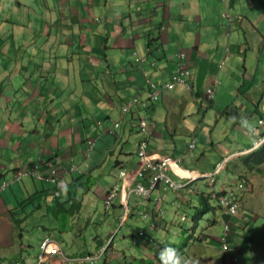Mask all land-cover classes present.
<instances>
[{
    "label": "crops",
    "instance_id": "obj_1",
    "mask_svg": "<svg viewBox=\"0 0 264 264\" xmlns=\"http://www.w3.org/2000/svg\"><path fill=\"white\" fill-rule=\"evenodd\" d=\"M36 1L41 0H34ZM43 2L47 7L45 14L51 24L45 28L38 26L40 19L36 18L34 24L23 25L24 28L29 27L30 32L27 33L32 36V45H36L39 37L45 38V43L39 52L28 51L29 46L24 45L22 41L21 47L25 54L23 59L25 61L29 55L30 67H34L35 71L23 66V71L20 72L25 75V81L23 84L19 82V89L17 88L19 91L12 86L13 92L17 94L14 98H9L7 92L2 94L0 90L2 179L11 180L18 168L26 169L39 159H44L47 163L42 162L43 171L53 163L67 179L68 188L62 191V195L65 198L69 196L70 199L84 195L83 191L90 187L89 177L106 176L101 165L104 159H109L110 154L117 156L116 166L118 163L125 166L126 163L121 162L124 159L119 155L126 156L131 161L127 166L131 164L135 174L138 169L143 168V162L135 158L127 142L123 143L122 140L125 131L132 132L131 130L136 127L134 124L136 118L134 116L128 118L120 139L111 135L109 130L113 121L120 120L124 102L131 97H146L149 89L146 79L158 86L171 81L173 74L181 68L177 64V58L172 59V57L181 50L190 56L189 65L193 72L194 89L190 93L183 85H177L173 90H166L160 101L152 105L150 112H154L158 121L152 120L153 138L150 147L160 159L186 155L188 148L179 150L178 143L183 145L186 133L195 140L200 134V128L205 125L213 102L212 100L209 107L205 94L218 79L214 78L216 73L213 64L221 62L223 58H227L228 62L235 55L239 58L235 57L234 63L241 64V56L245 49L250 57L249 60L253 62L254 54L259 49L260 59L257 67L254 65V68L259 70L260 76L264 79V70L261 69L264 59V19L262 22L259 21L260 16L264 18V0H232L229 11L221 0H101L100 2L43 0ZM152 2L157 3L158 10L150 11ZM98 3L99 8L96 7ZM123 7L128 12L124 13ZM100 17H104L103 22H99ZM229 17L235 22H231ZM224 40L228 41L226 49ZM230 42H233V45H229ZM158 46L161 47L162 52L157 50ZM15 47L16 44L11 43L9 51L5 46L3 53L11 54ZM16 50H19V47ZM136 52L141 62L136 60L134 55ZM115 57L116 59L112 61ZM223 63L225 66L224 61ZM247 65L248 59L244 67L249 73L250 67ZM26 68L28 69L25 70ZM112 69L116 72L113 73ZM104 72L110 75V80L99 79L98 74ZM222 74H226L228 81L233 79L231 72H222ZM94 75L99 82H95ZM254 75L253 88L258 82L257 74ZM9 78H12L11 73L0 72V88L5 79ZM70 79L74 81L71 82ZM244 79L247 81L246 77ZM73 84L76 88L70 89V85ZM79 84L82 87L81 92L77 91ZM259 86L264 91V80ZM62 87L70 92V98L60 99L57 90ZM22 92V103H26L19 114L18 96ZM249 101L251 105L243 109L245 112L243 121L250 116L249 111L253 109L261 111L264 99L259 101L252 98ZM10 102L16 104L12 109ZM24 108L29 109L31 114L27 123L22 117ZM8 110L12 111L8 113ZM200 113H204L203 124L199 122ZM217 126L219 131L224 127L225 133L222 139L221 133L219 135H216V132L212 133V143L215 147L217 146L215 139H221L218 142L220 149L217 152L218 161L223 156L231 154V148H227L222 142L236 146V152H241L251 145V139L246 134L249 127L245 124L242 127L236 122L226 120L218 121ZM162 131L169 134V139L164 137ZM242 135L245 137L244 146H241L237 140ZM112 136L116 144H111ZM90 139H94L96 148L88 156ZM137 139L140 142L141 134ZM98 143L100 146L97 145ZM201 159L202 157L198 158ZM216 164L217 161L213 166L215 167ZM75 167H79L80 171H74ZM76 173H79L80 177H77ZM82 175L86 178L80 179ZM252 176L253 174H249L248 178ZM118 181L111 185L105 179V189L102 188L101 183L94 184L83 199L89 205H92L93 200L101 203L106 193L118 184ZM36 183L37 187L42 189L41 195L44 196L47 186L38 181ZM254 184L255 191L259 194L253 191V194L248 195V200L255 199L257 205L251 207L248 204V206L251 210L264 214V176L257 177ZM33 189L32 180L27 178L24 180V185L17 182L0 193V252L5 250L7 255L4 264H18V262L25 264V258L18 259L19 254L23 255L22 249L25 248L16 241L17 227L13 223L18 220L16 215L27 211V205L31 203L26 202L27 192ZM118 193L124 194V191L120 190ZM19 197L24 198L25 204ZM149 206L153 207L152 204ZM19 207L21 209L17 211ZM35 213V210L29 212L33 216ZM25 219L28 217L26 216ZM235 222L236 225L239 224L237 220ZM160 223L163 226L165 221ZM234 229L237 231L236 227ZM43 230L46 231L47 227L44 226ZM23 237L24 234H21L22 239ZM243 242L246 244L247 240ZM260 248L262 250L260 252L264 254V246ZM256 251L248 252L245 256L246 264H252V261L264 264L259 257H254ZM208 259L204 255L202 262L212 264L209 256ZM222 263L234 264L231 253L229 255L225 253ZM215 264H219L217 260Z\"/></svg>",
    "mask_w": 264,
    "mask_h": 264
},
{
    "label": "rangeland",
    "instance_id": "obj_2",
    "mask_svg": "<svg viewBox=\"0 0 264 264\" xmlns=\"http://www.w3.org/2000/svg\"><path fill=\"white\" fill-rule=\"evenodd\" d=\"M96 7L99 8V3L96 5ZM124 7L122 11L124 13L128 12ZM158 9L159 8L157 3L152 2L150 5V11ZM45 10H47V7L43 0H41L40 2H34V0H0V40H2L0 41V72L4 74H12V78L5 79V82L2 83L0 90L2 91V94L7 92L9 98H14L16 94L15 92H13L12 89L14 88H12V86H15L16 89H19V82L23 84L25 81V75L20 72L23 71V66L25 65L26 67H28L30 71H35L34 67H30L29 55H27V59L25 61L23 59L25 54L24 50L21 47L22 41H24V45L29 46L27 50L30 52H39V50L45 43V38L39 37L36 41V45H32V36L28 34L30 32L29 27L24 28L23 25L28 26L31 25L30 23L34 24L36 22V18L40 19L38 26L41 25L45 28L47 25L51 24L45 14ZM96 10L98 9H95V11ZM263 19L264 18L262 16L259 17L260 22H262ZM11 43L16 44L15 48L17 49L19 47V50L12 49L11 54H8L7 52V55H5L3 53V48L7 46L9 51ZM227 44L228 41L224 40L225 49ZM230 44L233 45V42H230L229 45ZM235 57L236 59L239 58L237 55H235L232 56L228 62L227 58H223L221 62L213 64L216 73V76H214V78H218L221 84L218 87V93L216 97L213 99L211 112L206 118V123L205 125H203V128H200V134L196 138L197 148L191 154H189V152L187 151L185 161L178 166H173L171 171L169 172V175L178 183L186 182L185 178H191L193 176V173H208V171H211V175L216 174V168H214L213 165L216 163V161H218L219 158H217V148L212 143V133L216 132V135H219L221 133V139L225 137L224 127L222 131H219V126H217L218 121L224 122L226 120H229L232 122H236L240 126L244 127L243 119L245 118V116L243 117V113L245 112L243 111V109L247 105H251V102L249 100L252 98H256L259 101H263L264 99V91H262L259 86L262 79V77L260 76L261 73L259 72V70H257V68H254V65L255 67H257L258 60L260 59L259 49L254 54L253 62L249 60L250 57L247 55L246 49L244 50L243 56H241V64L234 63ZM115 59L116 57L113 58L112 61H114ZM247 59V66L250 67L249 73L245 71L244 67ZM9 61H11L12 63H9ZM223 61L225 62V66L222 70H220L219 65ZM28 68H26L25 70H27ZM60 69L62 70L63 68L60 67ZM261 69L264 70V59ZM112 71L113 73L116 72L114 69H112ZM222 72L233 73V79L231 81H228L226 78V74L223 75ZM254 73L257 74V81L258 79H260L259 84L256 83L255 88L252 87ZM28 76H30L29 73ZM94 76L95 82H99L97 76ZM98 76L99 79L102 80L111 79L110 75L105 72L99 73ZM245 77L247 78V81H245ZM70 80L71 82L74 81L73 79ZM8 83L10 85H7ZM28 85L29 84H27V87ZM75 88L76 86H74V84L70 85V89ZM81 88L82 87L80 84L77 85V91L81 92ZM57 91H59L58 96L60 97V99L65 100L70 98L71 96L70 92L63 87ZM22 95L23 92L20 96H18L20 105L18 110L19 114L21 113L22 106H25L26 103H22ZM15 106L16 104L14 102H10L11 109ZM11 111L12 110H8L7 112L10 113ZM263 111L264 102L260 112H258L256 109L249 111L250 116L248 117L247 121L251 125V127H249L250 129L257 124V121L260 119L259 114L262 113L264 115ZM203 114L204 113L199 114V122L201 121L202 124ZM30 115L31 114L29 112V109L24 108L22 117L25 123L29 121ZM142 116L146 117L149 122H151L152 120L158 121L153 111H151L150 113H143ZM129 118H132V115H130ZM134 124L136 127L131 130L132 132H129L128 130L124 132L122 141L123 143L127 142L126 144L129 145V150L133 152L135 158L142 161V159L137 155L139 143L137 137L140 135L138 122L135 121ZM126 127L128 128V126ZM187 131H189V129H187ZM162 133L164 137L169 139V134L166 131H162ZM221 139H215L217 146L218 142L221 141ZM237 140L241 143V146H244L243 144L245 141V137L243 135L239 136ZM192 141V136L187 135L186 133L183 138V145L181 143H178L179 150L188 148L189 144ZM110 142L111 144H116L115 138L113 136L110 137ZM100 143H98L97 145L100 146ZM222 144L227 146V148H231L233 157L229 165L230 172L228 173L227 170L224 169L220 174L216 175L215 179L217 180V182L215 184H212L210 180H204L200 183H196V187L200 191L205 190L211 193L224 191L227 189L230 181H236L239 178L240 174H244L245 169L242 166L244 156L238 155V152H236V146H230L228 142H222ZM253 145L254 142L252 143L251 147H253ZM195 156L197 157L196 159L194 158ZM119 157L124 159V161L121 160V162L126 163V165L131 162L126 156L119 155ZM201 157L202 159L198 160V158ZM108 158L109 159L106 160L104 159L101 165L106 176L96 175L93 177H89L91 178V183H101L103 189H105V179L109 183H111V185L113 183H116L118 180L117 175L119 169H117L116 167L117 156L115 154H110L108 155ZM130 165H128V168L131 170V173H134L133 171L135 170L131 169ZM75 175H77V177H80L79 173H76ZM31 177L32 176L29 175L23 180L17 182L20 185H24V180L30 178L31 181ZM257 177L258 176L251 177L253 178V182H256ZM84 178H86V176L82 175L80 179ZM162 194L164 197L162 209L164 210V215L168 224L166 228L159 227L156 231L152 230V217L150 219H140L139 214L136 216L129 215L126 224H119V220L124 215L121 206L125 194L117 193L118 197L115 200V207H112L109 211L106 210L105 198L102 199L101 203H98L97 200H93L92 205L86 203L81 213L78 216L74 217L75 219L70 218V214L67 212L58 213L57 210H54V208L58 204V201L66 202L69 199V196H66L65 198L62 195L57 201L54 196H50V199L54 200V202L52 203V207L50 205H47L46 201H43L42 203L44 206L38 209V203L41 202V198H39L34 202L35 204L29 203L27 205L26 212H20L18 215H16L18 220L13 223L17 227L16 241L19 244H23V247L25 248L22 252L23 255L21 256V254H19L18 259L23 257L25 258V264H34L38 263L39 256L43 255L44 253L46 264H64L61 257L58 255L59 247L57 245V242H59L62 246V249L66 252V255L76 260V264H118L119 260L125 262V253L127 255L126 261L128 260V264H142L140 260L144 257V254L142 255L139 246L142 244V241L143 239H145L146 235L147 237L145 240H147L148 244L150 243L151 239H154V242L159 241L158 243L161 242V244L165 247L168 245H171L173 247V245H175V248L178 250L182 245L189 243L191 227L195 226V218L197 217L198 209L201 208L204 212V218L201 221L200 226L197 227L196 224L197 228L195 230V234H202V237L207 236L209 238V241L202 242L199 240V242H197L192 249H189V254L186 258H196L199 259L200 264H205L204 262H202L205 255L207 259L209 256L210 260H212V264H215L216 260L219 264H223L222 259L225 256V252L222 250L223 245L220 240L223 234L224 221L223 212L218 207L217 201H211V206L213 209L210 211L207 205L200 200L197 193H194L193 196L190 195L191 191L189 188L184 189L183 191L175 192L170 189L165 190V188L162 187ZM182 197H185V201H183ZM155 198L156 195L154 194L152 203L153 207L155 206ZM19 199L23 204H25L24 198L19 197ZM190 200H192L191 203L189 202ZM135 203L136 199L135 197H133V207H135ZM49 208L53 209L54 212H48ZM19 209L21 208L19 207L17 211ZM139 209L150 213L152 208L151 206H140ZM32 210L36 211L34 216L29 214V212ZM26 216L28 217V219H25ZM147 219L149 220L146 221ZM214 219H217V223L213 225L212 220ZM260 220V223L254 225V232L257 230L259 225H261L264 229V217H261ZM159 221L161 222L162 219ZM253 224L252 226H250V224L247 226H250L252 228ZM44 226L47 227L46 231L43 230ZM100 229H106V231L103 232ZM247 231L248 229L244 227V223L243 221H241L240 225L237 226V237L235 238L234 242H232V246L234 247V249L238 247L236 251L242 250V246L240 245V238L241 235H244ZM141 232H144L145 235L142 236ZM21 234H24L23 239L21 238ZM149 234L151 236H149ZM107 235L108 239L111 238L110 241L113 240V244L111 245V248L109 250V253L111 254L110 256L100 254L99 250L100 248H102L101 244H103L104 248L108 247ZM47 236L51 237L53 242L48 246L47 251L44 252L41 249V243ZM96 237H99V240H97ZM135 238H137V243H135L134 241ZM158 243L156 242L154 244ZM155 248V253H157L160 251L162 246L160 248L156 245ZM112 249L115 251L117 250L120 256H117V252L113 253L114 251ZM152 253L154 252L149 251V256L146 257L147 264H160L158 256L157 259H155L156 256ZM90 255H93L92 259L90 258ZM254 256L255 258L259 257L264 261V254L259 250L256 251V254ZM82 258L88 259L86 260V262H83L81 261ZM153 259L156 260V262H153ZM124 262H122V264H127ZM0 264L4 263L0 262ZM18 264L23 263L18 262Z\"/></svg>",
    "mask_w": 264,
    "mask_h": 264
},
{
    "label": "clouds",
    "instance_id": "obj_3",
    "mask_svg": "<svg viewBox=\"0 0 264 264\" xmlns=\"http://www.w3.org/2000/svg\"><path fill=\"white\" fill-rule=\"evenodd\" d=\"M221 1L223 2L224 7L229 11L230 7H231V1L232 0H221ZM103 18L104 17L98 18L99 22H103L104 21ZM229 19H230L231 22L232 21L235 22V20L233 18L229 17ZM257 27H258V24H257ZM157 49H158L159 52H162L160 46H158ZM182 54L185 55V57L182 56ZM134 55L136 56L135 58H137L136 60L138 62H141V59L138 58L139 54L136 52V53H134ZM174 58H177V64H179L181 68H180V70L178 72L173 74L171 81L166 83L163 86H158L154 82L150 81L149 79H146V83H147V86L149 88L147 90V92H146V97H144V96L131 97L126 102H124L123 105H122V108H121V118H120V120L113 121V122L121 123V128H120L119 131H116L115 133H111L110 132L111 135H114L118 139H120L121 138V132L123 130V127L128 123L129 116L130 115H132V117L134 116L136 118V121L138 122L139 133L141 134V140H140V142L138 144V150H139V146L141 145V143L144 140L145 141L147 140V142H149V150L154 155V157H156V158H158V157L151 151V147H150L151 146V142H152V138H153V133L151 131V129H152V121L149 122V120L146 117H143L142 114L150 112V110L152 109V105L156 104L157 102L160 101L161 96L163 95V93L166 90H173V89H175V87L177 85H183L185 88H187V90L190 93H192V91L194 89L193 72H192V69L190 68V65H189V62H190L189 54L187 52H184V51L181 50L176 56L172 57V59H174ZM184 65L187 66V70L189 72V75H184L182 82L173 83L174 82V77L177 74H179L180 72H182V68H183ZM219 67H220V70H222L223 67H224V63L222 62V64L219 65ZM254 77H255V75H254ZM259 80L260 79H258V82H257L258 84H259ZM262 80H264V79H261V81ZM170 84H174L173 88H167V85H170ZM220 84L221 83H220L219 79H217L215 81V84L213 86L209 87V89L207 90V92L205 94L206 102H207V105L209 107H211V102L216 97V95L218 93V87H219ZM157 89L160 90V93H159L157 99L155 100L153 97H151V95ZM131 101H137L135 107H133L132 110L130 112H128L127 114H124L123 113L124 112L123 111L124 106L126 104H128L129 102H131ZM259 116H260V119L257 121V124L254 127H252L251 129L249 128V130L246 131V134H247L248 138L252 140V143L254 142V145H253V147H251L252 146V143H251V145L249 147H247V149H245V150L243 149L241 152H238L239 156H247V155L253 154L255 152L260 151L262 149V147H264V115L262 113H260ZM143 120L147 124V130H148L147 133H148V135H146V134H144L142 132L141 122ZM113 122H112V125H113ZM244 124L247 127H251V125L248 123L247 120L244 121ZM89 142H93L94 143V139H90ZM218 147L219 146H216L217 152L220 150ZM95 148L96 147H95V143H94L92 151H89V149H88V153H89L88 156H90L95 151ZM196 148H197V141L193 138V141L188 146L189 154L193 153ZM242 152H244V153H242ZM137 155H138V152H137ZM185 157H186V155H184L182 157L170 158L169 160L176 161V164H174L173 166H178V165H180L181 163H183L185 161ZM232 157L233 156H232V153H231V154L227 155L226 157L223 156V158L221 160L217 161V164L214 167V168H216V174H214V175H211V171H208V173H202V172L201 173H199V172L198 173H193L192 174L193 176L191 178H185L186 182H182V183L176 182L171 177L173 182H175L176 184L181 185V188L178 189V190H173L172 188H169V187L166 189L164 186H161L160 188L158 187L156 189V191H154L152 193V195L150 196V198H148V199H143V198H141L138 195H133V196H131L130 200L128 201V200H126V196H124V200H123L122 206H121L122 210L124 212V215L119 220V224H121V225L126 224L127 218H128L129 215L136 216L138 214L140 215V219L153 217L152 221L155 220V221L160 222L159 220H161V219H162V221L163 220L165 221L166 217L164 215V210L162 209V205H163V202H164V197H163V194H162V187L165 188V190L170 189V190H173L175 192L183 191L184 189L189 188L190 191H191V194H190L191 196H193L194 193L199 194L200 190L196 187V183H200L201 181H204V180H210L212 184H215L217 182V180L215 179L216 175L220 174L224 169L227 170L228 173L230 172L229 165H230V161H231ZM42 162L43 163H47L44 159H41V160L39 159L38 161L34 162L30 166H27L26 169H20V168H18V169L19 170H27L28 168H31L34 164H37V163H39L42 166ZM242 166L245 169L244 162L242 163ZM55 167L58 168L56 165H55ZM116 167H117V169H119V172H118V175H117L119 181H118V184L113 186L106 193L105 200H106V210L107 211L111 210L112 207H115V200L118 197L117 193L120 190H123L124 194H126V190L129 188L130 185L133 186V187H136L137 183L145 182V181H142L143 179H141L137 175V172L144 168V163H143V168L138 169L135 172V174L130 172V170H129L127 165L123 166V165L119 164ZM40 169H41V167H40ZM19 170H17L15 173L13 172L14 175ZM40 171H43V170L41 169ZM45 171H47V170H45ZM74 171H80V168L79 167H75ZM59 172H60V170H59ZM245 173H247L246 169L244 171V174ZM244 174H240L239 178L236 181H230L227 189L224 190V193H222V195L220 196L219 203H218L221 211L223 212V221H224L223 234H222V237H221V240H220L222 245H223L222 250L227 255H229L231 253V258L234 261V264H240V263L241 264H246V262H245L246 254L248 255V252L251 251V250L262 251L260 247L264 246V229L262 228L261 225H259L257 230L253 233L251 241H249V234L248 233H245L244 235H241L240 245L242 246V250L236 251L238 249V247H236L234 249V247L232 246V242H234L235 238L237 237V234H236L237 231L234 228L235 227L237 228V226L240 225L241 221H243L244 225H248V224L252 225L253 222H254V224L260 223L261 222L260 218L264 217V214L255 212L254 210H251L249 208V206L253 207V205H257L255 199L250 198L248 200V195L249 194L251 195L254 192L256 193V191H255V187L256 186H255V184H254V182H253V180L251 178H248L247 181H243V176H245ZM14 175H13V178L11 180H7V179H2V174L0 173V182L2 180L8 181L9 182V186H7V187H10L14 182L21 181V180H15L14 179ZM27 176H29V175H27ZM27 176H25V177H27ZM60 176H61L62 179H64L67 182V186L66 187L68 188L67 179L62 176L61 172H60ZM253 176H258L259 177L260 175L259 174H253ZM247 177H248V175H247ZM91 187H94V185L91 186ZM6 188H4L3 190H5ZM3 190L0 193H2ZM112 193H114L115 196H114V199L112 201V204L108 205V197ZM154 194L156 195V198L154 199L155 206L151 207L152 208L151 212L148 213V212H145L144 210L139 209L140 206L146 207V206H149V204H152L153 203ZM256 194H259V193H256ZM228 196H234L237 199L238 203L240 204V208H239V211H238L237 214L228 213V209L223 206V204H222L223 199L228 197ZM133 197H135V199H136L135 207L132 206V198ZM157 199H160V201L157 202ZM182 199H183V201H185V197H182ZM189 202L191 203L192 200H190ZM127 203H128V208H129L130 211L126 213L125 204H127ZM248 204H249V206H248ZM155 213L157 214V216L153 215ZM158 213H160V214L158 215ZM235 220H237L239 222L238 225H236ZM212 221H214V222L216 221V223H217V219H214ZM211 225H212V222H211ZM152 227H154V225ZM226 233H228L227 236H226ZM141 235L143 236V235H145V233L141 232ZM47 239H49V242H48L47 246L44 248L43 247V243ZM110 239L111 238H109V239L107 238V244H108L107 248H104V246H103L102 248L99 249L100 250V254H104L106 256H110L111 255L109 253V250L111 248V245L113 244V240L110 241ZM245 239L249 241V246L247 245V243L244 244L243 241ZM136 240H137V238H135V240H134L135 243H137ZM151 241H154V240L151 239ZM52 242L53 241H52L51 237H46L45 240H43L42 243H41L42 251H44V252L47 251L48 246ZM151 244H154V242L151 243ZM57 245L59 247L58 255L61 257L63 263L64 264H76V260L74 258L66 255V252L62 249V246H61V244L59 242H57ZM225 245L227 246V249L224 248ZM147 247L148 246L146 245V248ZM233 249H234V251H233ZM244 250L247 251V252H244ZM22 251H24V249H22ZM113 251H114L113 253L117 252V256L119 255L117 250L116 251L113 250ZM243 253H245V255ZM124 256H125V254H124ZM90 258L92 259L93 255H90ZM87 259L88 258H82L81 261L86 262ZM126 259H127V255L125 257V262L119 260L118 264H122V262L128 264V260L126 261ZM158 259H159L160 264H200L199 259L191 258V257L190 258L182 257L180 252L175 247H172L171 245H168V246L163 247V248L160 249L159 254H158ZM6 260H7V255H6V251L4 250L3 252H0V262L5 263ZM136 260H138V259H136ZM253 263H254V261H252V264ZM34 264H46L45 263V254L43 253V255H40L38 263H34ZM254 264H259V262L257 261Z\"/></svg>",
    "mask_w": 264,
    "mask_h": 264
},
{
    "label": "built area",
    "instance_id": "obj_4",
    "mask_svg": "<svg viewBox=\"0 0 264 264\" xmlns=\"http://www.w3.org/2000/svg\"><path fill=\"white\" fill-rule=\"evenodd\" d=\"M182 56L185 57V55L182 54ZM189 75V72L187 70V66L184 65L182 68V72L177 74L174 77V82H182L183 76ZM174 84L167 85V88H173ZM160 93V90L157 89L154 93H152L151 97H153L155 100L157 99L158 95ZM137 101H131L128 104H126L123 108V113L127 114L132 110L133 107H135ZM142 132L146 135L147 133V124L143 120L141 122ZM121 128V123L119 122H113V125L110 129L111 133H115L116 131H119ZM94 146L93 142H90V148L89 151H92ZM194 146V145H193ZM138 156L142 159L144 163V168L137 172V175L143 179L142 181L145 182H139L137 183L136 187L129 186V188L126 190V200H130L131 196L138 195L143 199H148L152 195L156 189L161 186H164L166 189L172 188L173 190H178L181 188V185L176 184L173 182L171 176L169 175V172L171 171L174 164H176V161H171L169 159H160L154 157V155L149 150V142L147 140L143 141L141 145L139 146L138 150ZM41 165L39 163L34 164L31 168H28L27 170H19L15 175V180H22L25 176L31 175L38 179H44L47 181L54 182L59 190L65 188L67 186V182L61 178L59 169L55 167L54 164H50L47 171H40ZM123 174V173H122ZM9 186L8 181H4L3 183H0V192ZM57 192V195L60 194V192ZM115 194L112 193L108 197V205L112 204V201L114 199ZM160 199H157V202H159ZM223 206L228 209V213L231 214H237L240 208V204L238 203L237 199L234 196H228L223 199L222 202ZM126 213L129 212L128 203L125 204ZM228 233H226V236ZM49 242V239H47L43 243V247L45 248ZM225 249H227V246H224Z\"/></svg>",
    "mask_w": 264,
    "mask_h": 264
},
{
    "label": "trees",
    "instance_id": "obj_5",
    "mask_svg": "<svg viewBox=\"0 0 264 264\" xmlns=\"http://www.w3.org/2000/svg\"><path fill=\"white\" fill-rule=\"evenodd\" d=\"M95 1H99L100 2L101 0H94V2ZM243 160H244L243 162H244V165H245L244 167L247 170V173H245L244 174L245 176H243V181H247L248 180L247 175H249V174H259L260 176L264 175V147H262V149L260 151H258V152H255L253 154L244 156ZM117 165H119V163ZM31 178H32V185H33L34 189L33 190H29V192H28V200H26V202H31V203L34 204V202L36 200L41 198V200H40L41 202L38 203V207H37L38 209H40V208H42L44 206L43 203H42L43 201H46L47 205H50L52 207V203L54 202V200L50 199V196H54L56 201H57L62 196V191L67 188V187H65V188L59 190L54 182L47 181V180H44V179L43 180L42 179H38V178H35V177H31ZM37 181L42 183V184H45L47 186V189L45 190L46 192H44L46 194L44 196L41 195V193H42L41 190L42 189L40 190L39 186L37 187V183H36ZM3 182H4V180H2L0 183H3ZM93 185H94L93 183H90L89 189L87 188L88 190L85 189L83 191L84 195L90 191L91 186H93ZM58 190L60 192L59 195H57ZM222 193H224V191L223 192L219 191V192L211 193V192H207L205 190H202V191L199 192L198 195H199L200 200L202 202H204L207 205L208 209L211 211L213 209L212 206H211V201L212 200H216L217 204H218L219 203V198L222 195ZM84 195H82L80 197H72V198L68 199V201H66V202L58 201V204L54 208V210H57L58 213L59 212H67V213L70 214V218H74V217L78 216L81 213L84 205L86 204L85 199H83ZM218 207H219V204H218ZM48 210L50 212H52V213L54 212L53 209L49 208ZM159 214L160 213H158V215ZM203 214H204V212L202 211L201 208H199L197 217L195 218L197 227L200 226L201 221L204 218ZM153 215L157 216L156 213L153 214ZM213 223L216 224V221L215 222L213 221ZM160 224H161L160 222L153 220L152 221V226L154 225V227L152 228V230H154V231L158 230V228L160 226H162ZM167 224H168V222H166V220H165V223H163V226L161 228H166ZM196 224H195V226L191 227L190 236H189V243H186V244L182 245L178 249V251L180 252L182 257L186 258L188 256V254H189V249L190 248L192 249L196 245V243L199 242V240L202 241V242L209 241V238L207 236L202 237L201 236L202 234H200V235L195 234V230L197 228ZM254 225H253L252 228L250 227L252 225H250V226H247V225L245 226L244 225V227L248 229V231L246 233L249 234V241H251V238L253 236L252 232H254L253 231ZM100 230L103 231V232L106 231V229H100ZM149 236H151V235L149 234ZM146 237H147V235H146ZM146 237H145V239H146ZM107 238H108V235H107ZM96 239L99 240V237H96ZM145 239H143L142 244L139 246L140 249H141L142 255L143 254L145 255V256L143 255L144 257L141 258V260L139 259L142 264H147V258L146 257L149 256L148 255L149 251H153L154 253H152V254H155V256H156L155 259H157V256H158L159 252L155 253L156 245H157V247H160V248H161V246H162V248L165 247L164 245L161 244V242L158 243L159 241H156L158 244H151V243H153L155 241L154 239H153L154 241H150V243L148 244L147 240H145ZM249 241L247 240V245L248 246H249ZM156 242H154V243H156ZM146 245L148 246L147 248H146ZM101 247H103V244H101ZM173 247H176V246L173 245ZM192 256H193V254H192ZM124 257H126V253H125ZM152 261L156 262V260H154V259Z\"/></svg>",
    "mask_w": 264,
    "mask_h": 264
}]
</instances>
